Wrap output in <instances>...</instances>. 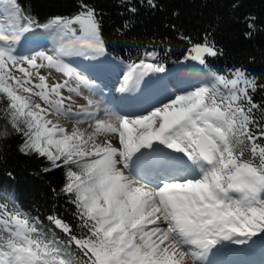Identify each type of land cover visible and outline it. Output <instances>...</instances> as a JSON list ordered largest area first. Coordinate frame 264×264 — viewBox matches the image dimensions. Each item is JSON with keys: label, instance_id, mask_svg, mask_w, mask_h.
Returning a JSON list of instances; mask_svg holds the SVG:
<instances>
[{"label": "snow or ice", "instance_id": "6c2138e0", "mask_svg": "<svg viewBox=\"0 0 264 264\" xmlns=\"http://www.w3.org/2000/svg\"><path fill=\"white\" fill-rule=\"evenodd\" d=\"M146 2L157 7L154 0ZM7 18L6 25L0 21V99H6L11 131L23 137L19 151L66 169L61 192L76 207L79 235L55 215L46 219L67 241L45 232L39 218L19 210L0 213V264H202L213 247L245 244L264 233V144L259 142L264 107L252 98L258 88L264 90L261 77L243 67L210 72L208 82L169 96L146 114L118 115L107 124L97 120V131L106 129L116 138L115 144L97 143L53 119L97 117L84 108L74 112L72 97L62 91H76L70 85L74 76L87 83L63 57L106 52L96 9L83 3L75 16H56L41 25L9 0ZM248 19L251 30L255 18ZM38 27L55 29L59 47L51 55H19L21 39ZM191 53L202 65L205 56L221 54L206 39ZM143 55L127 66L126 83L165 71L162 64L146 62L159 53ZM45 67L69 79L49 85L39 71ZM153 171L161 177L154 186L141 175ZM72 246L83 258L73 259Z\"/></svg>", "mask_w": 264, "mask_h": 264}, {"label": "trees", "instance_id": "16d2710c", "mask_svg": "<svg viewBox=\"0 0 264 264\" xmlns=\"http://www.w3.org/2000/svg\"><path fill=\"white\" fill-rule=\"evenodd\" d=\"M154 2L156 8H151L146 0H15L23 16L41 25L56 16H75L83 3L96 9L105 42L104 54L125 67L139 63L146 51H155L158 58L146 62L162 64L165 69L182 62L196 63L195 72L201 78L200 82L197 78L196 87L211 79L210 72L226 74L235 67L247 68L264 82V0ZM132 7L136 8L135 13L129 11ZM251 17L255 20L250 30L247 23ZM43 29L33 30L39 34ZM205 39L215 44L221 54L205 56L202 65L190 56L193 45ZM252 98L264 107V90L258 88ZM6 109V99H0V213L19 210L30 218H39L45 232H54L58 241H67L66 234L46 219L55 215L79 235L76 207L61 192L67 180L66 169L53 168L44 157L21 153L23 137L11 131ZM259 142L264 144V140ZM46 168L50 170L45 171ZM69 251L74 260L83 258L74 246Z\"/></svg>", "mask_w": 264, "mask_h": 264}, {"label": "rangeland", "instance_id": "374dc122", "mask_svg": "<svg viewBox=\"0 0 264 264\" xmlns=\"http://www.w3.org/2000/svg\"><path fill=\"white\" fill-rule=\"evenodd\" d=\"M9 7V0H0V21H2L5 25L9 23V20L7 18V8ZM27 39H21L20 43L17 45V53L21 54L24 53L23 56H34L38 52H47L49 55L52 54L53 50L57 47H59L61 43V37L60 34L55 29H43L42 32L37 34L35 31L26 33ZM49 42V44L46 43ZM30 47V50L27 51L24 48L28 49ZM19 54V55H20ZM22 55V54H21ZM64 63L71 66L76 70V72L79 74L80 77H84V79L87 81V83L81 82L77 77L70 78V85L73 89H76V91L69 92L67 89L62 90L64 96H71L72 97V103L71 107L74 112H78L81 110V108L87 109L88 111H91L89 109L92 108L94 104L97 102L94 101V99L90 96L91 93L86 89L87 94L84 93V88L91 86L94 81L93 77L89 75L90 69H97L99 67V64L104 65L106 64V68L108 66L112 69V71L116 74L117 79H112L105 81L104 84L108 85L109 88H114L113 92L115 94V91L117 88L122 86V84L125 82V75L128 71V68L123 66L120 63H117L110 57L106 56L104 53L100 54L95 57H87L84 55H67L63 57ZM103 62H106L103 64ZM40 63V61H38ZM196 63H188V62H182L180 65V69L182 70V77L180 75H175L174 70H168L165 69L164 72L161 73H148L146 75V83L144 86V89L140 92L141 93V104L135 103L130 107L128 112L125 111L123 114L129 115V116H135L140 114H146V110L151 109L153 105H159L160 101H167L169 96L179 94L184 91H190L194 87H196L197 78L198 82L201 81V78L199 77V74L195 73ZM108 65V66H107ZM177 66V65H176ZM12 73L16 77L22 76V73L18 71V69H11ZM40 74L45 76L47 78V83L49 85L53 83H62L65 79H69L64 75V73L57 71L56 69H50V68H42L39 70ZM177 71H179V68H177ZM105 72V71H104ZM107 72V71H106ZM124 83H121L120 80L122 79ZM119 79V80H118ZM156 81H158L156 83ZM175 81L177 83H175ZM38 78L34 79V83H38ZM102 81H100L101 83ZM111 82V83H110ZM155 84V87H153L152 84ZM150 83V84H149ZM150 86L148 89H146V86ZM118 86V87H117ZM95 102L92 103V100ZM33 100L35 102H38L41 104V106H44V102L39 97H33ZM89 101H91V104H89ZM67 103V102H66ZM101 105V104H99ZM130 105V104H129ZM109 107V106H107ZM129 107V106H128ZM94 109H96V106H93ZM109 109V108H107ZM97 113L102 114L103 110H98ZM64 118V119H63ZM100 119H103L105 124L107 122H112L113 119H108L105 115L104 117H98ZM54 122L58 123V126L64 127L67 130L71 131L72 129H78L81 133L84 134L85 138L92 135L95 137V140L97 143H116L115 135L108 132L106 129H101L97 131L96 129V123L97 120L94 122V120L86 121L85 123L81 119V117H78L76 119H68L66 117H53ZM81 120V122H77V120ZM88 123V124H87ZM69 126V128H67ZM51 127V125H49ZM155 143V142H154ZM171 151V150H170ZM146 174L149 178L157 182L156 180H159L161 177L154 176L153 172L149 173H142ZM227 246H224L222 244H219L212 249H210L206 256L204 257L202 264H218L217 262H221L220 264H230L229 262L225 261L224 258L219 259V255L225 253L229 254V252L234 254L227 255V258L229 257H235V254L238 256H243V261L240 264H252V260H256L258 256L264 255V233H258L256 236H253L251 239L248 240L245 244H235L232 242H227ZM251 251V252H250ZM221 252V253H220ZM248 255L251 256V259H248ZM214 258V259H213ZM248 259V260H244ZM245 261V262H244ZM250 261V262H249ZM236 263V262H235ZM234 263V264H235ZM188 264H192V262L189 260ZM254 264H258L257 262Z\"/></svg>", "mask_w": 264, "mask_h": 264}, {"label": "bare ground", "instance_id": "6f19581e", "mask_svg": "<svg viewBox=\"0 0 264 264\" xmlns=\"http://www.w3.org/2000/svg\"><path fill=\"white\" fill-rule=\"evenodd\" d=\"M46 43L49 44V42H47V41H46ZM104 63H106V62H103V64ZM101 64H99V67L95 70L90 69L88 74L93 77V79H94V81H96V83L93 82L91 84V86L84 88V93L87 94V92H86V89H87L89 91V93H91L90 96L94 99L95 102H97L96 104H94L95 102L91 99L92 103L94 104L93 106H96V109H94L92 106V108L89 109V110H91L89 112L96 113L98 117H104L106 115L108 119L112 118L114 120L115 116L126 115V114H123V112H121V111H125L127 113L128 110L130 109V107H128L129 104L135 103V102H139V104H141V102H143V101L140 102L141 93L139 94L138 92L139 91L141 92L144 89V86L146 83V75L143 77L142 80H140L139 82H136L135 84H133L131 82L124 83L123 76H122V79L120 80V82L124 83L122 85L125 87V91H123V92L120 91V88H121V86H120L119 88L114 90L115 91V94H114V92H113L114 88L113 89L109 88V86L106 85L107 83L104 84V82L108 81V80H112V79H117V76L108 65H107L108 68H106V64H104V65H101ZM180 65H181V63L178 64L177 66L172 67L171 69H168V70L173 69L174 74L176 76L180 75V74H182V70L180 69ZM177 68H179V71H177ZM180 77H182V75H180ZM100 81H102V82L100 83ZM157 82L158 81H156V83ZM156 83L154 82V84H152L153 87H155ZM175 83H177V82L175 81ZM149 87L150 86L147 85L145 88L148 89ZM137 98L138 99L140 98V99L136 100ZM144 102H146V101H144ZM99 104H101V105H99ZM107 106H109V107H107ZM107 108H109V109H107ZM101 109L103 110V113L102 114L97 113L98 110H101ZM81 119L83 120L84 123L86 121H91V120H94V122H95L97 119L99 121L103 120V119H100L97 117H96V119H88L87 117H81ZM107 123H109V122H107ZM67 128H69V126H67ZM141 175L143 176L144 182H146V183L151 182L153 186L158 182V180H156L157 182H154V180L146 177L147 175L144 176L142 173H141ZM154 176H155V172H154ZM156 176H158V175L156 174ZM228 253L230 254L231 252L228 251ZM229 254H226V256H225V253H223V254L219 255L220 256L219 259L223 257L224 260L226 259L225 261L229 262L230 264H234L235 262H236L235 264H240L243 261V256H238L235 254V257H233L234 256L233 255L232 257L227 258V255H229ZM231 254H234V253H231ZM248 259H251V256L248 255ZM248 259H244V260L246 261ZM211 261L209 262L210 264L212 263ZM251 262H252V264H254L256 262L258 264H264V256L262 257V259L256 258V260L253 259ZM217 263L220 264L221 262H217Z\"/></svg>", "mask_w": 264, "mask_h": 264}]
</instances>
